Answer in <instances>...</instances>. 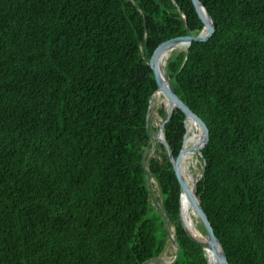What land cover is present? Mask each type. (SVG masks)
Wrapping results in <instances>:
<instances>
[{"label": "trees", "instance_id": "trees-1", "mask_svg": "<svg viewBox=\"0 0 264 264\" xmlns=\"http://www.w3.org/2000/svg\"><path fill=\"white\" fill-rule=\"evenodd\" d=\"M201 1L213 33L165 67L208 129L196 190L228 264H264V0ZM204 25L193 0H0V264H146L167 216L169 264H208L146 126L156 48ZM185 119L164 127L175 157Z\"/></svg>", "mask_w": 264, "mask_h": 264}, {"label": "water", "instance_id": "water-1", "mask_svg": "<svg viewBox=\"0 0 264 264\" xmlns=\"http://www.w3.org/2000/svg\"><path fill=\"white\" fill-rule=\"evenodd\" d=\"M194 3L196 4L197 8L200 10V12L202 13L204 20H205V25L203 27V29L201 30V32L198 35H192L190 32L186 35L183 36H179V37H175V38H171L168 39L164 42H162L155 50L154 56L152 61H149V63L151 64L152 68L154 69L155 72V76L158 82V88L156 91H158L159 89H161L171 100V103L173 105V107H171L170 109L167 110V115L164 118L163 122L160 125V129L159 131L154 134L151 131V117H150V113H151V109H152V98L154 96V94L156 93V91L152 94L151 98H150V105L148 108V115H147V122H146V126L147 129L150 133V137L153 140V144H152V148H151V152H150V156L153 154L154 150H155V146H156V139L160 140L161 142H163L166 145V148L168 150L169 153V157L170 160L172 161L174 170L179 178L180 181V187H181V193H180V220L181 223L183 225V227L185 228V230L188 232V234L193 237L196 241H198L204 248L205 253L207 255V251L209 249L214 250V252L216 253V255L218 256L219 261L221 262V264H228V259H227V255L225 252V248L223 247L220 239L217 237V235L213 232L210 223H209V219L207 217V215L205 214L204 210L202 209V205L200 202V196L197 193L196 190V186H197V182L199 180V178L195 179V199H194V204L196 206V208L198 209V214L201 217V220L206 228V232L205 235L207 236V240H204L202 238H198L196 236H194L193 234L190 233V231L187 229L183 218H182V203H183V197L185 195V193H188L187 190V186L186 183L184 181L183 176L181 175L180 172V168H179V162H180V157L182 155V153L184 152V143L183 146L180 150V153L178 154L177 157H175L171 151V147L166 139L165 136V131H164V127L166 122L169 120V118L171 117L172 113L174 112L175 108H180L181 110L184 111L185 115H186V125H187V121L189 119H191L198 127L199 130L201 131V135L199 138L198 143H196L195 145L191 146L189 148V150L191 152H197V153H201V147L204 144V142L206 141L207 137H208V129L207 126L205 124V122L202 120V118L191 109V107L185 102L183 101L180 96L176 93L174 87H173V83H172V79L170 78V76L167 74V69H166V74H167V82L163 79L162 76V72H161V67H160V63L158 62V55L161 51L164 50H168L173 48L176 44L180 43V42H186L188 44V47L190 45V43L193 40H206L210 37V35L213 33L214 29H215V23H214V19L212 18L211 14L208 12V10L206 9V7L204 6L203 2L201 0H193ZM182 16L184 18L185 15L182 14ZM188 49V48H187ZM186 49V50H187ZM187 133V131H186ZM186 138V134L184 136V141ZM203 169H204V165L202 168V173L201 176L203 174ZM167 220V226H168V231H169V238L171 240V242L176 246L177 248V253H179V245L177 240L175 239V227H174V233L171 232L170 226L172 225L170 218L167 216L166 218ZM174 226V225H173ZM208 256V255H207ZM169 264V263H166ZM208 264H210V259L208 257Z\"/></svg>", "mask_w": 264, "mask_h": 264}, {"label": "bare ground", "instance_id": "bare-ground-1", "mask_svg": "<svg viewBox=\"0 0 264 264\" xmlns=\"http://www.w3.org/2000/svg\"><path fill=\"white\" fill-rule=\"evenodd\" d=\"M188 48V44L186 42H180L176 44L173 48L161 51L158 55V62L160 63L161 72L163 79L167 82V74H166V62L168 58L173 54L177 52L184 51ZM156 99H160L162 103L165 104L167 109H170L173 107L170 98L161 90L159 89L156 91L152 98V106H154ZM201 131L199 130V127L191 120L189 119L187 121V133L186 138L184 141V152L181 155V161L179 162V168L181 175L184 178V181L187 186L188 193L186 192L183 197V203H182V218L187 226V228L198 238H202L204 240H207V236L205 233L199 228L198 226V210L196 209V206L194 204V191H195V177L192 175L190 170L188 169L187 165L190 163V159L193 156V152L190 153L189 148L196 143H198V140L200 138ZM194 143V144H193ZM195 160V159H194ZM196 162V161H195ZM201 173V172H200ZM207 255L210 259V264H221V262L218 259V256L214 252V250L209 249L207 251Z\"/></svg>", "mask_w": 264, "mask_h": 264}, {"label": "rangeland", "instance_id": "rangeland-1", "mask_svg": "<svg viewBox=\"0 0 264 264\" xmlns=\"http://www.w3.org/2000/svg\"><path fill=\"white\" fill-rule=\"evenodd\" d=\"M160 109H164L165 113H167L168 109L165 106V104L162 103L160 99H156V102H155L154 106H152L151 113H150L151 130L154 134H156L159 131L160 125L165 118V116L159 112ZM149 152H151V149L149 150ZM190 153H192V152L190 151ZM152 155H157V153L153 152ZM189 162L190 163H188L187 167L190 170V172L192 173V175L195 177V179L200 178L201 173H202V168H203V164H202L203 162H202L199 154L197 152L196 153L194 152L193 156ZM149 186H150V190H151V201L157 207V209L162 212L163 208H162V197H161L160 187H159L157 180L154 177L149 178ZM197 220H198L197 223H198L199 228L202 231H204V228H202L203 222H202L199 214H198ZM170 229H171V232L174 233V226L173 225L170 226ZM176 253H177L176 246L171 242L170 238H168V241H167V244H166L164 251L158 257H156L152 260H149L146 264L170 263L174 260Z\"/></svg>", "mask_w": 264, "mask_h": 264}]
</instances>
